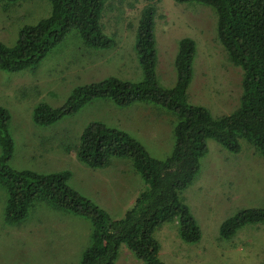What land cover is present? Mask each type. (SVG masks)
<instances>
[{
  "label": "rangeland",
  "instance_id": "374dc122",
  "mask_svg": "<svg viewBox=\"0 0 264 264\" xmlns=\"http://www.w3.org/2000/svg\"><path fill=\"white\" fill-rule=\"evenodd\" d=\"M145 4L144 0H119L113 2L114 9L103 13V31L112 40L108 49L86 46L71 30L35 66L17 72L0 70V106L10 115L7 130L13 140L6 165L44 174L69 171L68 185L114 219L122 218L147 186L129 158L112 157L103 168H90L80 161L76 146L83 129L91 122H101L123 130L152 158L163 161L173 147L174 115L160 106L141 102L119 106L102 98L47 125L34 123L32 111L38 104L59 107L74 88L108 77L140 81L133 46L138 12ZM49 12L46 0L0 4V43L12 46L23 26L35 24ZM152 33L158 87H173L177 44L187 37L194 44L191 78L185 90L188 102L207 108L215 118L239 107L244 73L227 60L215 40V14L209 6L158 0ZM240 142V152L233 153L213 139L206 140L207 153L200 160L199 171L180 195L201 238L185 244L176 222L162 225L154 240L159 246L158 259L164 264H264V224H245L229 238L219 231L221 223L238 211L264 207V160L253 145ZM6 201L7 191L0 182V264H56L47 259L45 250L55 234L59 235L56 242L64 245L62 251L70 253L62 264H77L84 250L80 252L84 248L80 243L91 235L88 218L36 202L22 221L12 223L4 217ZM41 245L42 260L37 255ZM127 252L121 247L114 264H143Z\"/></svg>",
  "mask_w": 264,
  "mask_h": 264
},
{
  "label": "trees",
  "instance_id": "16d2710c",
  "mask_svg": "<svg viewBox=\"0 0 264 264\" xmlns=\"http://www.w3.org/2000/svg\"><path fill=\"white\" fill-rule=\"evenodd\" d=\"M16 1L21 0H0V4L7 6ZM46 1L50 7L48 16L23 26L12 46L0 43V70L17 72L35 66L71 30L88 47H111L112 40L104 33L101 21L103 13L114 9L113 2L119 0ZM144 2L138 12L133 46L141 69L140 81L108 77L74 88L59 107L38 104L32 111L34 123L47 125L102 98L119 106L135 102L160 106L174 115L173 147L163 161L152 158L136 138L123 130L101 122H91L83 129L76 146L80 161L90 168H103L112 157L129 158L147 186L122 218H111L103 208L71 188L69 171L44 174L9 168L6 161L13 152L7 130L10 115L0 106V182L7 191L4 217L12 223L20 222L34 203L45 202L57 210L88 218L92 225L90 243L77 264H114L123 246L143 264H164L158 259L154 233L171 222L178 225L181 242L193 244L200 240V229L180 195L199 171L200 160L207 153V139L233 153L240 152V141L245 140L264 160V0H173L209 6L215 14V40L227 60L243 70L239 107L216 118L207 108L187 100L185 90L194 52L190 38L178 41L173 87H158L152 33L158 0ZM258 223L264 224V207L242 209L221 223L220 235L229 238L245 224Z\"/></svg>",
  "mask_w": 264,
  "mask_h": 264
},
{
  "label": "crops",
  "instance_id": "0c3cea01",
  "mask_svg": "<svg viewBox=\"0 0 264 264\" xmlns=\"http://www.w3.org/2000/svg\"><path fill=\"white\" fill-rule=\"evenodd\" d=\"M33 231L34 232H37L36 231V229H35V227H33ZM51 232H52V230H51ZM58 237H59V235L58 234H55V236H54V241H52L50 238H49V244L46 246V252H48L49 253V256L47 257L46 255H45V259H46V257H47V259H49V261H51V262H55L56 264H62L63 262H65L69 257H70V253H66L65 251H62V247L64 246L63 245V243L61 242V243H57L56 241H57V239H58ZM89 234L88 235H86V237H85V239H84V241L83 242H81L82 240H79L81 243V246H79V247H86L87 245H88V243H89ZM54 242H56L55 244H53ZM85 245V246H84ZM41 247H42V245H41ZM84 248H82L81 250H80V252L84 249ZM43 251V253H44V250H43V247H42V249H40L39 250V252H38V257H39V259H43V256H42V254H41V252ZM128 253V252H127ZM114 263H115V261H114Z\"/></svg>",
  "mask_w": 264,
  "mask_h": 264
}]
</instances>
